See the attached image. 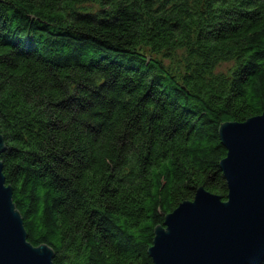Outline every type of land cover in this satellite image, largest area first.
<instances>
[{
  "label": "trees",
  "instance_id": "16d2710c",
  "mask_svg": "<svg viewBox=\"0 0 264 264\" xmlns=\"http://www.w3.org/2000/svg\"><path fill=\"white\" fill-rule=\"evenodd\" d=\"M263 111L264 0H0L2 174L53 264H153L168 213L226 200L220 125Z\"/></svg>",
  "mask_w": 264,
  "mask_h": 264
},
{
  "label": "water",
  "instance_id": "95a60500",
  "mask_svg": "<svg viewBox=\"0 0 264 264\" xmlns=\"http://www.w3.org/2000/svg\"><path fill=\"white\" fill-rule=\"evenodd\" d=\"M220 170L227 197L199 187L154 231L153 264H262L264 262V111L243 122H224ZM4 142L0 135V151ZM46 245L27 240L0 163V264H53Z\"/></svg>",
  "mask_w": 264,
  "mask_h": 264
},
{
  "label": "rangeland",
  "instance_id": "374dc122",
  "mask_svg": "<svg viewBox=\"0 0 264 264\" xmlns=\"http://www.w3.org/2000/svg\"><path fill=\"white\" fill-rule=\"evenodd\" d=\"M88 8L92 9V10H96L97 9V5L91 4L87 6ZM181 55V51L180 50H176L174 52H172L171 54H166L163 57L161 56L160 58L163 60V62L168 65V66H172V64H175L179 57ZM154 57V56H153ZM226 67H228L227 64H222L219 69L224 70Z\"/></svg>",
  "mask_w": 264,
  "mask_h": 264
}]
</instances>
